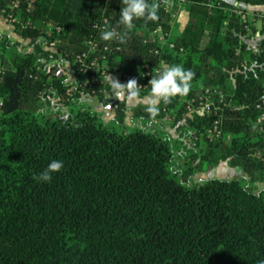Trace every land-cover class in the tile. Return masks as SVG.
<instances>
[{
  "label": "trees",
  "instance_id": "1",
  "mask_svg": "<svg viewBox=\"0 0 264 264\" xmlns=\"http://www.w3.org/2000/svg\"><path fill=\"white\" fill-rule=\"evenodd\" d=\"M150 2L160 4L158 19L128 29L119 24L121 0H0V16L21 39L0 34V264L264 259V25L244 22V6L264 0L176 1L188 12L182 31L163 0ZM103 25L117 38L104 41ZM164 65L195 77L187 95L160 101L154 114L134 110L145 128L126 123L123 102L111 121L81 102L109 103L108 74L135 78V97L149 96ZM200 97L205 112H188ZM167 119L182 139L147 129ZM215 120L220 139L210 136ZM52 160L64 166L51 181L33 179ZM205 162H227L245 177L188 186Z\"/></svg>",
  "mask_w": 264,
  "mask_h": 264
},
{
  "label": "clouds",
  "instance_id": "2",
  "mask_svg": "<svg viewBox=\"0 0 264 264\" xmlns=\"http://www.w3.org/2000/svg\"><path fill=\"white\" fill-rule=\"evenodd\" d=\"M167 3V0H163ZM123 7L119 12V24L128 29L133 27L135 19H145L146 21H156L158 19V10L160 4L158 2H150V0H121ZM118 33L115 30H105L101 33L104 41L117 38ZM123 40V36L119 37ZM195 77V73L191 69H184L182 65H164L163 69L156 75H151L149 81L150 87V107L149 112L157 111L156 105L163 101L164 103L176 96H184L190 92L191 82ZM106 80L110 85L111 92L117 100L123 99L126 95L135 97L139 95L140 86L135 78L129 79L126 83H121L117 78L111 75L106 76ZM63 162L52 160L46 169L40 174L33 177L38 182H50L52 173L59 172L63 168ZM257 264H264V259L258 260Z\"/></svg>",
  "mask_w": 264,
  "mask_h": 264
},
{
  "label": "rangeland",
  "instance_id": "3",
  "mask_svg": "<svg viewBox=\"0 0 264 264\" xmlns=\"http://www.w3.org/2000/svg\"><path fill=\"white\" fill-rule=\"evenodd\" d=\"M181 19L184 20L185 19V15H183ZM0 34L8 35L10 37V39L13 40L14 42L15 41H20L21 42V39L14 33L13 26L11 24L7 23L4 20V18L1 17V16H0ZM25 50H28V49L25 48ZM82 100L85 102L86 106H88L90 108H93V107L97 106V102L95 103V101L90 103V102H88L87 98H82ZM116 102L111 101V103H110L111 107L107 108V111L108 110L109 111L106 114V117H105L106 119L100 113L105 120L111 121V120H113L115 118V113H116V105H115V103ZM126 122H128L127 124L129 126L141 127V126L137 125V124H140V122H138V120L134 118V111H132L131 109L129 110V112L127 114ZM171 122L172 121H168V119H167L160 126L173 139H182L183 138L182 137V132L183 131H180V129L177 128V127H173ZM141 123L143 124L142 127L145 128L146 127V126H144L145 123L143 121H141ZM160 126L157 128V130L162 132V129L160 128ZM147 129H150V128H147ZM230 139H231V137L229 135L226 136V138H225L227 143L230 142ZM184 162L185 161H182L180 166H183ZM198 162H199V160H197V162H195V163H198ZM185 168H187V167H184L183 169H185ZM183 169L181 167L179 170L182 171ZM243 177H245V174L243 173L242 169H240V168H231V167H229L227 162H221L219 165H217L215 167H210L205 162L203 164L202 171H200L199 173L195 174L193 177H188L187 178V185L188 186H192L195 183L200 184L201 182H204V181L209 180V179H215V178L226 179V180H234V179H241ZM180 179L181 180L183 179L182 175H180ZM257 189H264V183H261V184L257 185Z\"/></svg>",
  "mask_w": 264,
  "mask_h": 264
},
{
  "label": "built area",
  "instance_id": "4",
  "mask_svg": "<svg viewBox=\"0 0 264 264\" xmlns=\"http://www.w3.org/2000/svg\"><path fill=\"white\" fill-rule=\"evenodd\" d=\"M176 1L180 2L182 0H167L166 10L174 12V15L177 16V12L174 11V4ZM237 5L238 4H236V6ZM238 13L242 14V12H238ZM244 22L248 24L247 29H250L249 27L250 22L254 23L255 25L261 28L264 25V11H257L256 13L255 11H249L245 13ZM101 29L105 31L107 29V26L103 25ZM154 35L159 36V39L161 41H164V36L162 35V33H160V31L155 32ZM259 35L260 33L257 34V36ZM87 45H89L93 50L96 49V44L93 41L87 42ZM170 48L172 49L175 48V45L170 44ZM107 50L108 48L105 47V51ZM181 52H183V49H181ZM86 56H87L86 54L83 55V57H86ZM150 73H151L150 68L147 67L146 71L143 73V77L144 78L148 77ZM2 105L3 104L0 103V106ZM208 106H209V103L207 102V98L200 97L198 106H195V103L190 104L188 106V112L192 113L194 111H198V112L204 113L206 108H208ZM261 119L264 120V114L262 115ZM220 125H221V122L219 120H215L212 130H210V136L212 138L220 139L223 137V131L221 130Z\"/></svg>",
  "mask_w": 264,
  "mask_h": 264
},
{
  "label": "crops",
  "instance_id": "5",
  "mask_svg": "<svg viewBox=\"0 0 264 264\" xmlns=\"http://www.w3.org/2000/svg\"><path fill=\"white\" fill-rule=\"evenodd\" d=\"M238 4V2L235 3V5ZM245 8H247L249 11H264V7H250V6H244ZM174 11L177 12V23H178V28L180 31H182L188 21V12L186 10L185 7H183L182 5H178V7L174 8ZM185 15V19H181L182 16ZM114 78H117L119 80V76L118 75H113ZM120 81V80H119ZM82 98H87L88 102H93L95 101V103L97 102V106L93 107L92 109L101 113L104 118L106 117V114L108 113L107 108L111 107V101H119L117 100L114 95L112 94V92L110 91L107 94V99H108V104H103L102 102H100V100L98 98L95 97H91V96H87V97H82ZM81 102H83L85 104V102L81 99ZM120 102H123L125 104V109H126V114H128L129 110L131 109L132 111H134L137 107L143 105V106H150V95L146 96L144 98H137V97H129V96H125L123 99L120 100ZM106 119V118H105ZM137 122V121H136ZM138 122H140V124H137L139 126L142 127V123L140 120H138ZM128 123V122H126ZM161 125V124H159ZM150 129L155 131L157 130L158 126L156 124H150ZM161 127V126H160ZM163 130V129H162Z\"/></svg>",
  "mask_w": 264,
  "mask_h": 264
}]
</instances>
